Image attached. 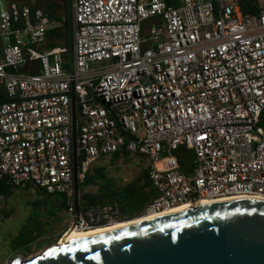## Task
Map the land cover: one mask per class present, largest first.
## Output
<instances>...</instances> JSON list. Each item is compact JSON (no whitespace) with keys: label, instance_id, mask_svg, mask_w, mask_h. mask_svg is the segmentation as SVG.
<instances>
[{"label":"built area","instance_id":"1","mask_svg":"<svg viewBox=\"0 0 264 264\" xmlns=\"http://www.w3.org/2000/svg\"><path fill=\"white\" fill-rule=\"evenodd\" d=\"M256 5L252 16L241 0H71V70L66 48L50 47L62 22L4 3L0 180L72 200L73 155L79 184L100 159L125 153L146 159L156 190L140 216L264 199V0ZM117 219L86 211L67 231Z\"/></svg>","mask_w":264,"mask_h":264},{"label":"water","instance_id":"2","mask_svg":"<svg viewBox=\"0 0 264 264\" xmlns=\"http://www.w3.org/2000/svg\"><path fill=\"white\" fill-rule=\"evenodd\" d=\"M67 4L72 70L71 0ZM71 109L74 148V100ZM73 172L77 217L79 184L74 155ZM10 264H264V199L237 198L198 205L55 245L28 260L17 256Z\"/></svg>","mask_w":264,"mask_h":264},{"label":"trees","instance_id":"3","mask_svg":"<svg viewBox=\"0 0 264 264\" xmlns=\"http://www.w3.org/2000/svg\"><path fill=\"white\" fill-rule=\"evenodd\" d=\"M62 4L49 2L44 10L50 17H54L62 22L60 31L53 30L48 36L55 39V43L50 47L63 46L66 48L65 58L70 59V49L68 44V4L67 0H61ZM168 7H176L180 4V0H164ZM242 12L245 15L257 16L259 14L256 0H241ZM34 10V7H31ZM62 11V15L58 16L57 12ZM6 101V96L2 93L0 102ZM260 126L264 130V111L260 116ZM181 154L180 163L182 171L190 172L192 169L191 159L192 153L179 151ZM128 154H113L109 158L117 160L119 158L128 157ZM142 157V156H140ZM144 158V157H143ZM30 186V185H26ZM95 187L94 191L79 194L77 200V214L89 211L93 215L102 214L106 209L108 212H118L117 221H125L138 218L145 204L156 196V190L152 186L147 168H144L139 176L124 186L117 187L113 180L109 179L105 174L103 167H94L92 172L86 175L85 180L79 183L78 192L81 193L86 187ZM21 187V186H20ZM20 187L8 184L5 180H0V198H8L13 192ZM35 188V187H34ZM40 193H45L36 188ZM48 196V195H45ZM49 198L52 196H48ZM71 205V206H70ZM60 208L68 211L72 208V214L75 213V204L72 200L63 199ZM104 222L97 224L98 227L103 226ZM38 225L28 223L22 225L16 235L10 241V249L12 252L28 253L30 245L36 240L42 238L45 233Z\"/></svg>","mask_w":264,"mask_h":264},{"label":"rangeland","instance_id":"4","mask_svg":"<svg viewBox=\"0 0 264 264\" xmlns=\"http://www.w3.org/2000/svg\"><path fill=\"white\" fill-rule=\"evenodd\" d=\"M26 4L36 9L45 10L49 2L62 4L61 0H4ZM57 15H62L58 11ZM94 167H103L107 177L114 181L115 186L121 187L136 179L141 171L147 167V161L140 156H128L111 160L102 158ZM95 187H86L79 194L92 192ZM64 195L48 197L32 186H21L8 198H0V264H10L17 256L22 260L33 258L59 242L67 232L71 220L75 217L70 211L60 208ZM69 199V198H67ZM139 218V217H138ZM132 220V219H131ZM36 224L44 230L45 235L36 239L29 247L28 253L12 252L10 241L17 230L24 224Z\"/></svg>","mask_w":264,"mask_h":264},{"label":"bare ground","instance_id":"5","mask_svg":"<svg viewBox=\"0 0 264 264\" xmlns=\"http://www.w3.org/2000/svg\"><path fill=\"white\" fill-rule=\"evenodd\" d=\"M224 199H221L220 201H223ZM232 200V199H229ZM213 202H217L214 200H202L200 202L197 203L196 206L198 205H205V204H209V203H213ZM194 208L193 205L186 203V204H182L179 206H176L172 209L166 210V211H162V212H157V213H151L148 215H144V216H139V218H135L132 220H125V221H116L113 222L110 225H106V226H100V227H95L93 229H89V230H76V229H69L67 232L64 233V235L62 236V238L59 240L58 243H56L55 245H61L64 243H68L80 238H84L87 236H92L98 233H102V232H106L109 230H113L116 228H121L136 222H141V221H146V220H151V219H155V218H159L161 216L164 215H168V214H173V213H177V212H181V211H185L188 209ZM53 245V246H55ZM52 246V247H53ZM40 254H36L34 257L39 256Z\"/></svg>","mask_w":264,"mask_h":264},{"label":"crops","instance_id":"6","mask_svg":"<svg viewBox=\"0 0 264 264\" xmlns=\"http://www.w3.org/2000/svg\"><path fill=\"white\" fill-rule=\"evenodd\" d=\"M4 3H8L7 1H4V0H0V8H1V4H4ZM1 58V56H0ZM2 94V88L0 87V96Z\"/></svg>","mask_w":264,"mask_h":264}]
</instances>
